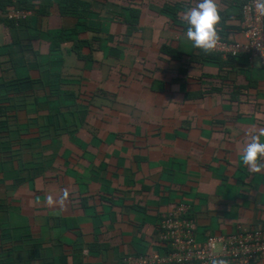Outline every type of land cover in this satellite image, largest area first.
<instances>
[{
	"label": "crops",
	"instance_id": "1",
	"mask_svg": "<svg viewBox=\"0 0 264 264\" xmlns=\"http://www.w3.org/2000/svg\"><path fill=\"white\" fill-rule=\"evenodd\" d=\"M29 1L22 24L0 21V264L163 252L180 202L199 243L264 228V170L242 160L264 142V61L203 59L186 36L198 0H80L87 24ZM216 2V28L243 43V0Z\"/></svg>",
	"mask_w": 264,
	"mask_h": 264
},
{
	"label": "built area",
	"instance_id": "2",
	"mask_svg": "<svg viewBox=\"0 0 264 264\" xmlns=\"http://www.w3.org/2000/svg\"><path fill=\"white\" fill-rule=\"evenodd\" d=\"M29 11L21 8L0 12V18L24 22ZM241 34L244 42L219 40L211 52L223 60L241 58L252 65L264 61V2L247 0L241 9ZM192 207L184 202L161 216L159 241L163 252L146 255H126L122 264H211L212 259H224L227 264H257L264 258V228L248 229L238 226L226 235L206 237L197 241Z\"/></svg>",
	"mask_w": 264,
	"mask_h": 264
},
{
	"label": "clouds",
	"instance_id": "3",
	"mask_svg": "<svg viewBox=\"0 0 264 264\" xmlns=\"http://www.w3.org/2000/svg\"><path fill=\"white\" fill-rule=\"evenodd\" d=\"M220 19L216 0H198L196 6L185 13V21L188 25L187 38L197 48L205 51L213 50L219 40L216 26ZM261 135H264V130ZM242 160L251 172L264 170V142L261 141L259 135H253L251 142L246 145ZM211 264H227V261L212 259Z\"/></svg>",
	"mask_w": 264,
	"mask_h": 264
},
{
	"label": "trees",
	"instance_id": "4",
	"mask_svg": "<svg viewBox=\"0 0 264 264\" xmlns=\"http://www.w3.org/2000/svg\"><path fill=\"white\" fill-rule=\"evenodd\" d=\"M61 1H62V4L64 5L63 10H62L63 14H70L71 15V13H72L76 16H79L81 20H84L86 22V17L81 14V12L86 13V9H85L86 6L84 3H82L80 0H61ZM246 1L247 0H243L242 4L240 6V14H241L242 6L244 5V3ZM30 4H32V3H30L29 0H0V12L5 13L6 11H8V8L11 6H13V7L17 6L18 8L28 10L31 7ZM0 21L5 22L7 24L11 23V25H20L23 23V22L16 23V21L8 20L5 18H0ZM86 24H87V22H86ZM221 28H222V26L220 28H217V32H218V34L223 36V32H222ZM223 37L225 38V36H223ZM201 50L203 51V49H201ZM206 56L209 58L208 60H211L213 64L217 65L221 69H223V67L227 65L226 62L237 59V58L227 59L225 61L221 58V56L219 54L204 50L202 58L204 59V57H206ZM241 58H243V57H241ZM10 101H11V99L7 100L6 102L8 104L12 105L10 103ZM7 103H3V100H0V116L7 114V112H8ZM3 111H4V113H2ZM192 215H193V213H192Z\"/></svg>",
	"mask_w": 264,
	"mask_h": 264
}]
</instances>
